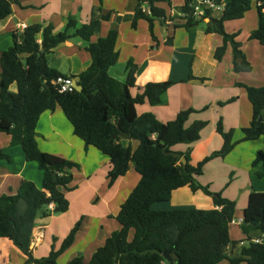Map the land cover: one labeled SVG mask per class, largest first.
Returning a JSON list of instances; mask_svg holds the SVG:
<instances>
[{
	"label": "trees",
	"instance_id": "trees-1",
	"mask_svg": "<svg viewBox=\"0 0 264 264\" xmlns=\"http://www.w3.org/2000/svg\"><path fill=\"white\" fill-rule=\"evenodd\" d=\"M135 1L138 8L132 28L137 29L139 20H146L156 44L154 47L158 48L160 42L155 35V22H165L169 15L161 5L167 4L170 10L172 0ZM215 1L222 3L223 0ZM252 1L227 0L219 17H214L208 10L200 20L209 19L207 33H217L223 38V44L215 50V60L222 61L231 49L236 73H248L253 68L242 43L237 41L239 33H227L225 23L243 19L252 10ZM260 1L261 5H257L258 26L249 39L264 46V0ZM12 3H20V0H0V21L13 13ZM145 3L150 14L142 10ZM177 10L187 14V29L196 23L187 5ZM96 26L94 20L78 26L75 16L68 18L66 29L59 33L54 32L51 24L30 25L21 33H13V45L0 56V132L11 137L12 146H21L26 160L37 163L43 172L41 188L24 180L16 194L0 196V238L9 239L23 253L26 257L24 264H58L59 257L75 242L82 220L71 229L61 247H52L46 257H36L32 248L36 220L69 210L70 201L59 187L64 186L70 191L76 189L70 186L74 181L72 170H79V165L70 161H49L37 141L36 129L41 116L60 107L71 123L74 135L84 142L85 149L94 147L109 157V187L128 173L131 164L140 175L138 184L116 217L121 229L114 231L89 261L77 256L67 264H162L165 252H171L177 264H219L224 260L229 264H264V243L252 241L264 235V192L250 193L240 225L246 238L234 241L230 225L235 219L236 202L221 194L213 196L195 179L203 174L209 161L233 151L237 144L234 130L225 131L220 118L216 129L224 139L223 147L196 166L191 164L190 153L172 151L171 147L175 145L199 141L208 122L199 120L186 127L190 115L196 112L192 108L180 111L174 120L167 123L159 121L151 112L139 114L137 106L161 105L167 91L178 82L147 83L141 91L133 94L138 66L130 59L126 64L125 81L113 76L110 70L119 62V33L111 30L93 42ZM72 37L86 44L91 64L79 76H73L74 79L80 77L81 92L61 93L54 82L65 75L52 68L49 60L54 50ZM165 44L172 46L173 38H168ZM208 80L190 73L182 82L205 83ZM14 85L16 91L12 90ZM237 86L246 91L252 107V120L249 127L242 128V141L264 138V86L240 83ZM127 140L137 142V147L133 149L131 144L126 147ZM183 158L186 164L182 162ZM0 160L12 162L2 149ZM258 164L264 166V150L257 152L252 166ZM187 186L193 193L202 191L211 196L215 208L154 209L155 204L170 201L176 190ZM51 203L54 204L52 210L49 208ZM242 242L245 244L237 256L228 254L230 248L234 250Z\"/></svg>",
	"mask_w": 264,
	"mask_h": 264
},
{
	"label": "crops",
	"instance_id": "crops-1",
	"mask_svg": "<svg viewBox=\"0 0 264 264\" xmlns=\"http://www.w3.org/2000/svg\"><path fill=\"white\" fill-rule=\"evenodd\" d=\"M224 1L227 2V0ZM254 1H256V7L261 2L260 0H253L252 10L243 19L236 20L244 22L251 15L253 22L250 25L246 24L249 27L247 29V36L249 37L258 26V13L253 8ZM179 3L180 0H172V8L170 10L167 4H162L161 6L167 10L169 15L171 11H175V5ZM137 8L138 2L135 0H20V3H12L13 13L5 20L0 21V56L3 51L13 45V33H21L23 31L20 25L24 24L27 27L34 24L43 26L51 24L54 27V32L59 33L66 29L70 16L77 17L78 26L88 24L91 20H94L97 22V26L92 37L93 42L105 37L111 30L119 33L117 43L119 52L118 64L123 62L119 64L123 65V68L116 70V65L111 68L110 73H113V76L118 74V77H115L125 81L128 60L133 59L138 66L136 88L132 89L133 94L141 91L147 83L178 82L167 91L165 96L167 99L166 105H162L163 103L157 106L149 104L139 105L137 106L139 114L151 112L159 121L167 123L174 120L180 111L192 108L196 112L190 115L186 127H189L195 121H209H207L211 125L209 133L206 134L204 131L206 128L202 130L199 141L193 144L175 145L171 147L172 151L184 154L187 150L191 152L195 148L201 147L206 149V153H209L221 146L224 142L216 130L217 114L222 116L225 131L232 129L235 132L236 128L249 127L250 125L248 124L252 120V107L248 106L246 91L238 87L237 83L255 87L264 86V72L262 83L258 84L254 80L251 81L250 75L254 68L248 54L250 47H254L255 50L264 53V46L259 43L254 44L252 42L255 40L249 39V44L246 48V45L244 46L242 43L240 27L230 26V34L239 33L237 41L242 43L243 49L245 47V53L249 56L246 54L247 59L253 68L248 73H236L233 68L231 49L227 51L222 61L218 62L215 60V50L223 44V38L217 33H207L206 29L209 19H207V22L206 20L204 21V28L200 27L202 21L196 20V23L190 25L188 29L185 27L187 20L184 18H176L171 21L165 18L164 23L156 21L155 35L160 42V46L155 48L156 44L152 40L149 24L146 20H139L137 29L132 28ZM143 9L146 14L150 11L147 5H144ZM222 12V10H218L212 14L215 17L217 15L220 16ZM105 16H107V19L104 18ZM232 22L228 21L225 23L227 32L228 26ZM168 38H173L172 46L165 44ZM85 46L86 44L81 39L70 38L54 50L50 56L49 65L65 76H79L91 64V56ZM122 53L124 54L123 59ZM1 72L0 65V74ZM190 73L196 77H204L209 80L205 83L199 81L182 82V80L189 77ZM221 102L224 104L220 105ZM205 107L208 108L205 109ZM246 111L249 112V115H247ZM215 113L217 114L213 116ZM36 132L37 141L46 158L51 162L70 161L77 163L79 170H72L74 179L76 175H79L83 180L80 184L76 182L75 185L70 186V188H76L73 192L64 186L59 187V190L70 201V207L67 212L53 214L46 219L39 217L36 220L32 246L34 254L38 257L37 253L43 247H54L50 242L51 239L56 237L58 242L62 233L66 232L68 235L75 224L82 220V226L76 235L75 242L59 259L71 253L68 262L77 256H82L85 261H89L93 253L104 245L106 239L114 231L121 229L116 217L138 184L140 175L136 172L137 174L132 176L131 168L134 165L131 164L128 173L109 187L108 172L111 170L109 157L94 147L85 149L84 142L74 135L72 125L60 107H57L53 112H45L41 116ZM214 140L217 144L211 146ZM10 142L11 137L0 132V149L12 158L11 163L0 160V196L3 194H16L24 180L34 182L39 188L42 186L43 172L37 170V163L28 162L23 148L21 146H12ZM134 143L135 141H130L133 149L137 147V145L136 147L134 146ZM180 145L186 146L181 148L182 146ZM193 165L195 164L193 163ZM259 165L262 164L254 167L253 171L259 177L264 178V172L257 169ZM86 190L90 191L92 197L91 204L88 201L89 207L92 204L97 205L95 206L97 208L103 206V211L99 214L88 215L78 212L72 216L74 205L72 195H80ZM201 192L193 193L187 186L176 190L174 193L181 194L185 199L193 200L196 198L195 200L198 201L196 196L201 194ZM204 199L207 200L208 205L200 208H215L213 198L206 196ZM162 208L165 209L164 206ZM165 210L168 209L166 208ZM240 220H243V214L242 218L238 221L234 220L235 222L232 224L240 227L241 224L238 223ZM37 229L41 232L37 231ZM241 233L243 234L242 230ZM244 237L245 235L243 234ZM235 238L237 240V237ZM55 249H58V247ZM230 249L228 254L230 255L231 253V255L237 256L240 248L237 247L232 251ZM86 254L87 258L85 257ZM25 261L26 257L9 239L0 238V264H24ZM166 262L165 260L162 264H166Z\"/></svg>",
	"mask_w": 264,
	"mask_h": 264
},
{
	"label": "rangeland",
	"instance_id": "rangeland-1",
	"mask_svg": "<svg viewBox=\"0 0 264 264\" xmlns=\"http://www.w3.org/2000/svg\"><path fill=\"white\" fill-rule=\"evenodd\" d=\"M255 2L256 1H254V3H253V8L255 9V12H257L256 11L257 7L255 5ZM218 16L219 15H217L215 17H218ZM175 18H178V17H175ZM252 22H253V20L251 19V15L244 22L243 21L242 22L233 21L228 26V29H227L228 32L227 31L226 32L227 33L231 32V30L229 29L230 26L240 27L239 29H241V33H242V36H241L242 43L244 46L246 45L245 47L247 48V46L249 44L248 42H249L250 37L247 36V29L249 27H247L246 24L250 25V23H252ZM204 26H205V23L202 22L200 24V27L204 28ZM158 28H159V24H158ZM250 33H251V31H250ZM256 42L257 41H253L252 43H254V44L259 43V42H257V43ZM245 47H244V51H245ZM245 54H247V53H245ZM248 54L250 55V59L253 63V68H254L253 72L250 75V79H251V81L254 80L256 83L260 84V83H262L261 80H263L264 53L255 50L254 47H250ZM248 54H247V56H248ZM123 58H124V54L122 53V59ZM122 63H119V64H122ZM119 64H117V66L115 67L116 70L123 68V65H119ZM115 76L118 77V74H115ZM251 83H253V82H251ZM253 85H255V84H253ZM12 89L15 91L17 90L16 86H13ZM247 101L249 104L248 106H251L248 99H247ZM166 103H167V99H166V97H164L162 105H166ZM246 112H247V115H249V112L248 111H246ZM216 114L217 113L213 114V116ZM221 117L222 116L217 114L216 128H217L218 121L220 120ZM200 121H204V120H200ZM209 125L210 124L208 123V125L204 128V129L207 128L206 130L203 129L206 132V134L209 133V131L211 130V125L210 126ZM248 125H250V124H248ZM242 138H243L242 128H238V129L236 128L235 132H234V140L237 141V144L235 146V148H237V149L234 151V149H235L234 148L233 149L234 152L232 151L231 153H229L228 155H226L224 157H222V156L221 157H215L214 159L209 161L204 167L203 174L201 176H197L195 178L201 186L208 188L209 191L212 192L213 196H217V194H221L222 197L228 198V199L236 202L237 208H236V215H235V219H234L235 221H238L240 218H242L244 207L247 206V204H248V198H249L250 191L251 192L255 191V190L264 191V178L259 177L258 174L256 175V172L253 171L254 167L252 166L253 160L255 159L257 152L260 150L261 151L264 150V138L262 137L258 140H254L251 142H244V141H242ZM222 139H223V137H222ZM215 142L216 141L214 140L213 144L211 146L216 145L217 143H215ZM223 142H224V139H223ZM223 144L221 146H219L217 149H215L214 151L212 150V152H209V153L205 152L206 149L198 147V148H195L194 151L192 150L191 152H189L187 150L184 154L190 153L191 164L193 165V163H194L195 164L194 166H196L197 162H201L203 159L213 155L215 152L221 151ZM136 145H137V143L135 142L134 146L136 147ZM180 146H182V145H180ZM185 146L186 145H183L181 148H185ZM193 156H194V159H193ZM250 157H252V158H250ZM192 159H193V161H192ZM257 169L264 172V166L263 165H259ZM37 170H39V172H41L39 167L37 168ZM34 173H35V171H34ZM131 173H132V176H135V174H137L134 167L131 168ZM82 180H83L82 177H79V175H76V177H75V179L71 185H75L76 182L80 184L82 182ZM186 192H188V191H186ZM186 196L190 197L189 195H186ZM206 196L211 197V196H208L205 193L201 192V194L196 196L198 198V201H197V200H195L196 198H194L193 200L188 199V198L185 199L184 196H182L181 194L178 195L177 193H174L172 196L173 198H171L170 201L163 202V203H157V204H155L154 209L155 210H165L167 208L168 210H176V209L182 210V209H192V208L205 207L208 205L206 202L207 200L204 199V198H206ZM72 199L74 202L73 210L71 213L72 216H74L78 212H83L84 214H87V215L88 214H99L104 209L103 206H100L97 208V207H95L97 205H93V204L91 205V207H89V202L91 204L92 197H91L90 191H87V190L83 191L80 195L73 194ZM162 206H164L165 209L162 208ZM37 231L41 232L38 229H37ZM230 235L234 241H243L245 239V237L243 238V234L241 233V228L235 224L230 225ZM66 237H67V234H66V232H64V233H62V236H60L58 242H57L58 239L56 237L54 239H51L50 242L52 243V245H54L55 248L58 247V249H59L61 247L63 240ZM235 237H237V240H235L236 239ZM241 246H242V243L238 247L240 248ZM51 248H52L51 246H50V248L48 246H45L42 249H40L37 253L38 258L46 257L49 254V252L51 251ZM232 250L233 249L231 248L230 251H232ZM70 254L71 253L61 257L58 260V264H67ZM230 255H231V253H230ZM85 257L87 258V254ZM166 264H177V263H175V262L174 263H167L166 262ZM219 264H229V263L227 260H224Z\"/></svg>",
	"mask_w": 264,
	"mask_h": 264
},
{
	"label": "built area",
	"instance_id": "built-area-1",
	"mask_svg": "<svg viewBox=\"0 0 264 264\" xmlns=\"http://www.w3.org/2000/svg\"><path fill=\"white\" fill-rule=\"evenodd\" d=\"M226 4H227L226 1L224 2L222 1V3H217L215 0H180V3L175 5V11H171L169 16H167L166 19H169V21H171L172 19H176L175 17L186 19L187 14L180 13V11H178L177 8L187 5L191 9L190 14H192L195 20H203V18L205 17L206 11L209 10L211 11V13L218 11V10L223 11ZM144 5L148 6L147 3H145ZM258 5L260 6L261 2H259ZM143 6H142V10L145 13L146 11L143 9ZM148 14H150V11H148ZM20 27L23 30L26 28L24 24L20 25ZM73 82H74V78L72 76H59L54 83L58 87L61 93H66V92L72 93L76 91L73 85ZM49 208L51 210L54 209V204L51 203L49 205ZM242 221L243 220H240L238 223L241 224ZM252 241L257 244H262L264 243V235L260 238H254ZM244 244L245 243L242 242V245Z\"/></svg>",
	"mask_w": 264,
	"mask_h": 264
},
{
	"label": "water",
	"instance_id": "water-1",
	"mask_svg": "<svg viewBox=\"0 0 264 264\" xmlns=\"http://www.w3.org/2000/svg\"><path fill=\"white\" fill-rule=\"evenodd\" d=\"M207 21H208V20H206V22H207ZM73 85H74L76 91H78V92H81V91H82V86H81V84H80V77H77V78L74 79ZM129 146H130V141L127 140V141H126V147H129ZM182 162H183L184 164L187 163V161H186L185 158L182 159ZM163 257H164V259H165L167 262H169V263H173V262H174V258L172 257L171 252H165V253L163 254Z\"/></svg>",
	"mask_w": 264,
	"mask_h": 264
}]
</instances>
